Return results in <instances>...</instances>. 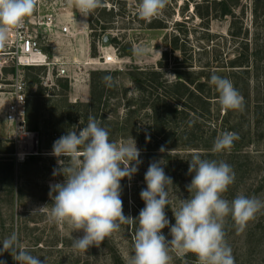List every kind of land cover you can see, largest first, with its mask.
Listing matches in <instances>:
<instances>
[{
    "label": "rangeland",
    "instance_id": "rangeland-1",
    "mask_svg": "<svg viewBox=\"0 0 264 264\" xmlns=\"http://www.w3.org/2000/svg\"><path fill=\"white\" fill-rule=\"evenodd\" d=\"M194 2H203V0H192V2L191 0H168V4L161 14L151 21H147L137 15L138 0H102L106 6V12L110 8H114L113 16L99 12L102 8L100 7L87 17L82 16L81 12L70 5L68 0H47L46 6L41 11L43 16L49 12L55 13L60 22L62 19L66 20L68 12L74 14V20H69L74 37H58L52 49L47 40L43 38L44 32L40 29L41 48L50 56L51 49L61 55L62 61L67 62L69 74L77 75L78 81L70 85L69 90L61 95V89L56 82L67 79L57 77L56 69H51L50 87H46L48 91L42 100H37L41 105H37V108L40 110L42 107L40 113L43 110L44 114L43 118L41 116L42 121L40 120L43 141L42 143L38 142L37 153L33 155L38 157H36L35 162H27L28 157H26L20 163L16 162L13 156L7 159L11 161L13 166V192L6 189L0 178V241L16 232L21 245L27 247L31 254L39 257L41 261H45V264H126L127 257L133 251L132 238L139 226L138 221L121 225L120 230L107 237L99 247L93 245L86 252H81L73 249L72 237L83 236V231L71 233L67 226L50 223L47 214L37 210L44 205L51 207L50 185L64 182L63 175L53 176V170H58L60 167L57 162L58 159H68L67 157L57 158L52 155L53 143L60 138V132L58 131L59 127L54 126L55 121L53 123L49 121L51 113L49 107L54 103V111H56L57 117V114H61L62 111H58L56 107L63 96H66V101L71 104L76 102L88 104L90 101V74L100 71L109 72L114 77V84L117 87L114 93L109 95L107 107H101L98 115L96 113H90V115H95L100 123L103 118L106 119L101 125L108 129L110 140H128V137L126 139L120 138L117 129L120 128V122L127 114L128 105H130L132 108L130 112L135 110L132 117L137 122V129H135L137 133L133 131L124 133L132 136L135 133L139 138L140 132H144L145 138L141 137V141L148 142L153 137L147 133L149 119L146 115L148 116V113L145 110H138L139 106L136 103L138 94L129 74H135L136 70H148L150 68L159 70L157 63L164 52L168 54V67L163 70L164 75L167 80L172 81L174 59L185 57L186 64L191 65V70L204 69L207 64L219 68L222 67V64L227 66L229 61L236 58L240 49H243V41L254 42L256 39L257 50L254 53L258 51L255 54L258 63L250 62L246 65L249 70L248 85L246 88L243 85L241 92L248 100L244 103L243 110H230L226 121L227 111L219 109L217 113V107H215L210 114L198 120L202 124L205 138H209L212 133L214 134V141L217 136L224 132H234L238 135V139L234 141L235 144L230 150L214 153L212 144L211 153H209L211 156L205 158L217 162L224 161L232 167L235 173L234 183L223 194V198L231 201L238 194H243L264 200V106H262L264 105V13H260L256 24H253L251 19L253 0H241L240 6L234 9V15L238 18L236 27H242L241 33L247 30L248 36L241 35L239 38H233L229 27L230 18L216 19L212 17L206 25L205 22L195 16ZM89 17L93 18L92 20L99 18L100 20L111 21V24L109 23L104 31L99 30L95 33L89 27ZM85 20L87 21L86 29L83 28ZM80 29L85 30L86 37L84 35L81 37ZM57 31H59L58 28ZM105 36L108 37V40L116 39L119 46L115 47L108 42L103 43ZM173 37L180 38L179 44L180 46L184 45L185 49L183 53L171 52L169 40ZM82 38L88 46L85 55L83 52L86 48L85 45L83 48ZM10 41L11 38L9 37L6 45L0 48V84L3 85L9 83L11 77L9 70L13 64L11 56L13 45L10 44ZM138 46L147 48V54L137 56L134 49ZM128 47L133 51L130 57L122 53V50ZM93 52L95 56H92ZM107 56H112L114 64L104 65L102 63V58H107ZM72 62H75V68L71 64ZM4 69L7 71L4 72ZM229 70L231 72V69ZM229 70L226 72L228 73ZM256 73L258 83L255 80ZM21 74L26 81L25 93L28 101L30 94L36 90L35 80L40 81V86L45 88L42 85V79L45 78L47 70L46 68H27L23 69ZM2 90L3 94L0 95V139L13 142L15 134L13 126L4 120L5 107L9 102V96L6 93L9 89L5 87ZM124 90L127 91L126 98L131 99V101H127L126 98L121 99L124 96ZM51 93H58V96L46 100L47 95ZM117 100L119 104H117ZM83 112V108L79 107L76 114L78 118L72 120L68 126V131H79L87 125L88 120L85 121L81 118ZM171 127L170 130L173 131L176 128L173 124ZM126 128L133 129L128 126ZM177 131L178 133L184 132L182 125L178 124ZM177 136H173L171 142L165 140L166 143H162L157 140L160 146L158 150H155L157 147L149 141L150 149L156 151V158L153 161H159L165 174L171 177L173 181V185L168 186L171 204L165 208L170 226L175 223L172 210L179 208L180 200L190 197L186 186L191 183L194 175V173L189 174L188 172L192 153L198 151L201 156L208 153H204L202 147L200 148L202 151L200 149H184L182 143L184 141H180ZM37 138L39 141V137ZM134 139L141 153V163L131 180L128 178L121 180V199L125 216L137 218L140 210L145 207L140 192L147 187L144 177L149 164L153 161L149 155L144 157L145 152L138 143L139 141ZM193 142L200 141L195 139ZM47 145H51V148L45 150ZM162 147L164 148L163 152L160 151ZM41 148L44 151L38 153ZM165 156L172 157L170 163H167ZM174 156L178 157L173 158ZM25 161L26 163H24ZM65 162L67 163V161ZM170 226L162 230L169 240L172 238L169 234ZM224 231L227 244L231 247L235 258V264H264V209L258 212L255 219L249 221L247 227L242 231L237 230L231 216L227 217ZM0 259L6 261L7 264H17L8 252H4ZM172 264H198V260L191 253L182 258L173 254Z\"/></svg>",
    "mask_w": 264,
    "mask_h": 264
},
{
    "label": "clouds",
    "instance_id": "clouds-1",
    "mask_svg": "<svg viewBox=\"0 0 264 264\" xmlns=\"http://www.w3.org/2000/svg\"><path fill=\"white\" fill-rule=\"evenodd\" d=\"M68 2L84 17L103 7L102 0ZM167 4L168 0H138L136 12L141 19L151 21ZM37 5L38 0H0V48L6 45L10 31L22 27ZM134 52L144 56L148 49L138 46ZM102 79L106 87H113L111 75ZM210 83L219 93L217 103L223 111L243 110L244 97L230 79L213 73ZM109 137L108 129L89 115L85 127L68 131L53 143L52 155L68 158L58 159L60 167L53 170V176H64V182L50 185L51 207L44 205L37 210L46 213L50 223L67 226L71 233L83 231V236L72 237L73 249L86 252L93 245L99 247L121 225L138 221L126 264H172L173 254L182 258L189 253L197 257L198 264H235L225 239V220L231 216L237 230H244L264 209V200L243 194L231 201L223 198L235 180L232 167L224 161L202 159L198 151L193 152L188 172L194 175L186 186L190 197L180 200L179 208L172 210L175 223L170 226L165 208L171 204L168 186L173 181L159 161L151 162L144 177L147 187L140 192L145 207L133 218L123 212L121 180H131L138 171L141 153L134 138L112 141ZM237 139L236 133L224 132L215 139L212 151L230 150ZM169 226L170 240L162 232ZM0 245V256L8 252L17 264H45L21 245L16 232ZM0 264L7 262L0 259Z\"/></svg>",
    "mask_w": 264,
    "mask_h": 264
},
{
    "label": "trees",
    "instance_id": "trees-1",
    "mask_svg": "<svg viewBox=\"0 0 264 264\" xmlns=\"http://www.w3.org/2000/svg\"><path fill=\"white\" fill-rule=\"evenodd\" d=\"M240 2L241 0H203V2L193 3V11H195V16L205 22L206 25L208 24L209 19L212 17L216 19L230 18L231 22L229 27L231 29V37L239 38L241 35L247 37V30H244L243 33H241L242 27H236V21L238 18L234 15V9L240 6ZM252 5L253 8L251 11V19L253 24H256L258 18L260 17V13H264V0H253ZM113 9L114 8H110L109 11L106 12V6L103 3V7L99 12H105L108 16H113ZM92 19L93 18L89 17V27H91L92 31L95 33L99 30L104 31L107 28V25L109 23L111 24V21H106L103 18H101L103 20H100L99 18H96L95 20ZM179 41L180 38L178 37H173L169 40V48L172 53H183V51L185 50L184 45L180 46ZM108 43L112 44L115 47L119 46L117 40L114 38L109 39ZM252 43H254L253 46H250V44ZM256 43V39L254 40V42L243 41V49H240V52L237 54L236 58L229 61V63H227V66L222 64V67L219 68L211 67L210 64H207L204 69L202 68L201 70H191V65L186 64L187 61L185 57L183 59L176 58L173 60L174 68L172 81L166 79L164 75L165 72L163 71L168 67L167 52H164L162 54L160 61L157 63V68L159 70L150 68L148 70H136L135 74H129L138 94L136 100V103H138L137 106H139L138 110H145L146 113H148V116L145 114L149 119V128L147 133H150L153 136L152 140L149 141L150 143H153L155 147H157L155 150H158L160 147L158 141H161L162 143H166V141L171 142V140H173V136L178 135L177 138L180 141H184L182 142L184 149L199 150L202 147L201 149H203L204 153H208L207 155H202L201 158L205 159L211 156L209 153H211L210 150L214 141V134L212 133L209 138H205V135L202 131V124L198 120L199 118H203L207 114H210V112L215 109V107H217V113L219 112V109H221V106L217 103L219 93L210 83L211 75L215 73L216 75L230 79L233 82V85L238 89V91L241 92L243 89V85L244 88H246L248 85L247 76L249 74V70L248 66L246 65H248L250 62L258 63V59L255 58V54L258 51L254 53L257 50ZM122 51L123 55L129 57L133 52L130 47L125 50L123 49ZM249 52H251V54H249ZM92 56H95L94 52L92 53ZM189 62H191V60H189ZM257 68L258 67H256V69ZM229 69H231V72ZM227 70H229L228 73L226 72ZM3 71L5 72L7 70L4 69ZM257 71H259V69H257ZM9 72L10 75L14 74V67H12ZM106 75H111V73L100 71L90 74V101L88 104H82L79 102L71 104L66 101V96H63L59 101V107L58 105L56 107V109L58 108V111H62L61 114H57V117L59 118L56 117V111H54V103L51 104V106L49 107V111L51 112L49 121L52 123L53 121H55L54 126L59 127L58 131L60 132V137L68 133V126L71 124L72 120L78 118L76 114L79 107L83 108L84 110V114L81 115V118L85 119V121L88 120L87 118L89 117L90 113H96L98 115L101 107H107L109 95H112V93H114L117 86L114 84L113 77V87H106L105 82L102 79ZM257 78L258 76L256 73V81ZM34 83L37 86L35 92L30 94V99H28L27 101L25 127L28 131L35 132L37 134V137H39L38 142L42 143L43 130L40 126V120L42 121L44 114L43 110L40 113L42 107L40 108V110H38L37 105H39V103L37 102V100H42L48 90L46 87L43 88L42 86H40V81L35 80ZM56 83L61 89V95L65 94V92L69 90V83L67 80H58ZM126 92L127 91L124 90V96L121 99L127 97ZM57 96L58 93L48 94L46 100H51L53 98H56ZM243 97L245 103L248 99H246L245 95ZM126 100L131 101V99L128 98H126ZM117 104H119L118 100ZM128 109L129 110H127L126 112L127 114L125 115L123 120H121V122L123 123L120 122V128L117 129L120 138H136L139 141L138 143L141 145L142 150L145 152L144 157H148L149 155V157L152 158V161L155 160L156 151L150 149L149 141H141V137L145 138L144 132H140L139 138L135 135V133H137L135 130L137 129V122L132 117L135 110L130 112L132 109L130 105H128ZM228 114H230V110L226 112V121ZM93 117L96 118L95 115ZM104 120L106 121V119L103 118L101 120V123H103ZM172 124L176 127L174 131L170 130L172 128ZM178 124L182 125L184 130L183 133H178ZM126 126L133 129H127ZM126 131L128 133L132 131L135 133L132 136L130 134L124 133ZM195 139L199 140L200 142H193L195 141ZM234 144L235 143H233V145ZM45 147V150H48L51 148V145H47ZM42 151H44L43 148H41L38 153H41ZM13 153V142L0 139V178L9 192H13V166L11 161L7 159L11 158L13 156ZM36 157L38 156H28L27 162H35L37 159ZM176 157L178 156H174L173 158ZM165 158V160H167V163H170L172 160V157L170 156H165ZM24 163H26V161ZM102 243L103 242H101V244Z\"/></svg>",
    "mask_w": 264,
    "mask_h": 264
},
{
    "label": "built area",
    "instance_id": "built-area-1",
    "mask_svg": "<svg viewBox=\"0 0 264 264\" xmlns=\"http://www.w3.org/2000/svg\"><path fill=\"white\" fill-rule=\"evenodd\" d=\"M46 3L47 0H38L34 13L25 18L23 26L18 29L13 28L10 31V44L13 45L11 53L13 59L12 67H14L15 72L9 78V83L0 84V95L3 94V88L7 87L9 89L6 93L9 96V102L5 107L4 120L13 126L15 132L13 136V158L18 163L23 162L26 157L36 154L38 148L37 134L26 130L25 127L27 107L26 81L21 74L22 70L27 68H46L47 74L42 79V85L45 87H50L49 81L52 77L51 69L53 68L57 71V77H65L68 80L69 86L78 81L77 75L69 74L67 62L50 58L41 48L39 30H44L48 35H51L58 28V20L55 13L49 12L44 16L41 14L42 8L46 6ZM58 30L63 37H74L73 30L68 24L60 26ZM109 57L102 58L104 65L114 64V60ZM71 64L75 68V62ZM23 138H25V141H22Z\"/></svg>",
    "mask_w": 264,
    "mask_h": 264
},
{
    "label": "crops",
    "instance_id": "crops-1",
    "mask_svg": "<svg viewBox=\"0 0 264 264\" xmlns=\"http://www.w3.org/2000/svg\"><path fill=\"white\" fill-rule=\"evenodd\" d=\"M67 18H66V20H67V22H66V20L65 19H62V20H60V22H59V20H58V29H59V27L60 26H63V25H69L70 26V28H71V25H70V22H69V20L71 21V20H74V14L72 13V12H68L67 13ZM85 24H84V26H83V28L84 29H86V24H87V21L85 20ZM60 23V24H59ZM72 29V28H71ZM41 31V30H40ZM44 31V30H43ZM79 33H80V35H81V37H83V35H84V37H86L87 36V34H86V32H85V30H83V29H80V31H79ZM60 36H62L61 34H60V32L59 31H53L52 33H51V35H48L45 31H44V35H43V38L45 39V40H47V42H48V44H49V46L53 49V47H54V44H55V41H57V38L58 37H60ZM86 39V38H85ZM82 41H83V48H84V45H85V51L83 52L84 53V55H85V53H87V45H86V43L84 42V38H82ZM52 49H51V56L50 55H48L50 58H56V59H59V60H63V58H61V55H59V54H57L56 52H55V50H53L52 51ZM78 99V98H77ZM83 101H85V100H83Z\"/></svg>",
    "mask_w": 264,
    "mask_h": 264
},
{
    "label": "water",
    "instance_id": "water-1",
    "mask_svg": "<svg viewBox=\"0 0 264 264\" xmlns=\"http://www.w3.org/2000/svg\"><path fill=\"white\" fill-rule=\"evenodd\" d=\"M107 42H108V37H107V36H105V37H104V39H103V43H105V44H106Z\"/></svg>",
    "mask_w": 264,
    "mask_h": 264
},
{
    "label": "bare ground",
    "instance_id": "bare-ground-1",
    "mask_svg": "<svg viewBox=\"0 0 264 264\" xmlns=\"http://www.w3.org/2000/svg\"><path fill=\"white\" fill-rule=\"evenodd\" d=\"M111 57H112V56H110L109 58H110L111 60H113ZM24 139H25V138H23L22 141H25Z\"/></svg>",
    "mask_w": 264,
    "mask_h": 264
}]
</instances>
